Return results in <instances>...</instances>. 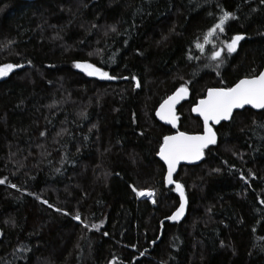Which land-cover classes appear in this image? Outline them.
Instances as JSON below:
<instances>
[{
    "label": "trees",
    "instance_id": "1",
    "mask_svg": "<svg viewBox=\"0 0 264 264\" xmlns=\"http://www.w3.org/2000/svg\"><path fill=\"white\" fill-rule=\"evenodd\" d=\"M225 11L236 19L205 44ZM7 64L17 67L0 82V264H264V111L236 113L203 163L181 168L177 223L181 199L159 160L175 131L156 116L186 86L179 132L202 134L192 109L207 92L263 71L264 0H0Z\"/></svg>",
    "mask_w": 264,
    "mask_h": 264
},
{
    "label": "snow or ice",
    "instance_id": "2",
    "mask_svg": "<svg viewBox=\"0 0 264 264\" xmlns=\"http://www.w3.org/2000/svg\"><path fill=\"white\" fill-rule=\"evenodd\" d=\"M236 17L231 13L224 12L219 18V22L212 27L206 36L204 37L205 44L210 43V38L214 37L217 32L224 33L225 25ZM115 31V29H112ZM245 37L242 35H236L231 38V41L226 43L225 47L228 54H232L237 50L238 44ZM197 48L203 51L204 45L197 43ZM225 51V48H220L218 51H214L212 59L219 60L221 55ZM17 66L7 64L0 67V79L9 75ZM23 67V65H19ZM76 68L84 71L89 76L98 75L100 79H114L115 77L109 76L108 73L101 71V69L95 67L92 64L77 63ZM126 79V77H125ZM139 87V83L136 85ZM188 89L186 86H181L173 96H170L160 107V111L157 112L159 116L166 123L175 126L178 117L175 114V106L181 99L187 97ZM246 105L251 106L255 109H264V72L253 78L241 79L235 87L227 89H210L207 94V99L199 101L196 108L193 109L197 112L204 121V135L202 136H188L183 132H180L176 136H166L164 138L163 145L160 148V158L165 162L168 168L167 181L169 184L174 183L173 173L175 172L178 164L183 160L188 163L203 159L204 149L209 145L215 144L217 140L216 132L212 130L211 123L220 124L221 121H228L232 119L233 111L235 109H243ZM241 179H244L241 176ZM5 183L4 180H0V184ZM15 187V185H11ZM176 190L179 192L181 197V204L179 209L169 219L178 220L181 218L185 211L186 197L183 190V186L179 183L175 184ZM136 191V189H133ZM139 197H154V193L151 191H138ZM155 203V200H152ZM44 203H47L46 201ZM53 207L52 205H48ZM61 211L60 209H55ZM67 215V213H64ZM74 219L81 221L79 214ZM85 228H88V224H83Z\"/></svg>",
    "mask_w": 264,
    "mask_h": 264
},
{
    "label": "water",
    "instance_id": "3",
    "mask_svg": "<svg viewBox=\"0 0 264 264\" xmlns=\"http://www.w3.org/2000/svg\"><path fill=\"white\" fill-rule=\"evenodd\" d=\"M19 1L26 2V3H34V2H37V1H40V0H19ZM262 72H264V69H263ZM262 72H261V73H262ZM7 77H8V75H7L6 77L0 79V82H2L3 80H5ZM95 77L98 78V79H100L98 75H95ZM100 80H102V81H107V82H115V83L117 82V79H116V78L111 79V80H108V79H100ZM234 87H235V86H234ZM207 94H208V92H207ZM207 94H206V97H205L204 99H207ZM172 96H173V95H172ZM188 98H189V93L187 94V97H186V98L181 99V100L179 101V103L176 104V106H175V114H176L177 117H178V108H179V107H180L185 101H187ZM202 100H203V99H202ZM198 104H199V102H198ZM198 104H197V105H198ZM197 105H196L195 107H193V109L196 108ZM160 107H161V106H160ZM160 107H159V109H158L157 112L160 111ZM193 109H192V115H193L194 117L200 119L201 122L203 123V126H204L203 117H201L197 112H194ZM245 110H252V111H255V112H263V111H264V109H255V108H252V107L249 106V105H246L243 109H235V110L233 111L232 119H233V117L235 116L236 113L244 112ZM156 116H157V114H156ZM157 119H158L159 122L162 123L163 125H166V126H169V127H172V128H173V130L175 131V134L170 135V136H176V135H178V134L180 133V132H179V117H178V119L176 120L175 126H173L172 124L166 123V122H165L164 120H162L159 116H157ZM232 119H231V120H228V121H221L220 124L211 123L210 126L212 127V130H213L214 132H216V131H215L216 128L220 127L222 124L230 123V122L232 121ZM183 133H184V132H183ZM185 134L188 135V136H202V135H204V130H203V133H202V134H187V133H185ZM216 136H217L216 143H215V144H212V145H209L206 149H204V151H206V150L210 149L211 147H214L215 145L218 144L219 138H218L217 133H216ZM159 160H160V162L164 165V167L166 168V175H165V184H166V186L169 187V188H171V187L176 188V187H175V184L177 183V182H176V178H177V176L179 175L181 168H182V167H196V166H200V165L203 163V161H204V156H203V159L198 160V161H195V162H193V163H188L187 161H183V160H182V161L178 164V166H177L175 172L173 173V181H174V183H172V184H169L168 181H167L168 168H167V165L165 164V162L160 158V155H159ZM177 192H178V191H177ZM178 195H179V192H178ZM179 196H180V195H179ZM180 199H181V197H180ZM186 201H187V199H186ZM186 215H187V202H186V205H185V211H184L183 216H182L181 218H179L178 220H172V219H169L168 221L171 222V223L181 222V221H183V220L185 219Z\"/></svg>",
    "mask_w": 264,
    "mask_h": 264
},
{
    "label": "rangeland",
    "instance_id": "4",
    "mask_svg": "<svg viewBox=\"0 0 264 264\" xmlns=\"http://www.w3.org/2000/svg\"><path fill=\"white\" fill-rule=\"evenodd\" d=\"M138 191H136V193H137ZM145 192H148V191H145ZM139 197V196H138ZM139 198H141V199H147V200H149V201H151L152 202V200L154 199V197H152V198H149V197H147V196H145V197H139Z\"/></svg>",
    "mask_w": 264,
    "mask_h": 264
}]
</instances>
